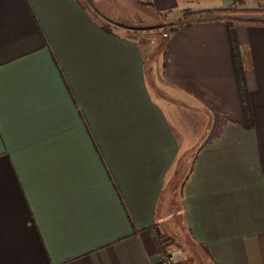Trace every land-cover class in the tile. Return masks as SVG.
<instances>
[{"label": "crops", "instance_id": "1", "mask_svg": "<svg viewBox=\"0 0 264 264\" xmlns=\"http://www.w3.org/2000/svg\"><path fill=\"white\" fill-rule=\"evenodd\" d=\"M126 1L0 0V264H264V0Z\"/></svg>", "mask_w": 264, "mask_h": 264}, {"label": "trees", "instance_id": "2", "mask_svg": "<svg viewBox=\"0 0 264 264\" xmlns=\"http://www.w3.org/2000/svg\"><path fill=\"white\" fill-rule=\"evenodd\" d=\"M204 16V18L211 21H221L225 20L228 21L229 24H264V18H260L259 16H264V9H259V10H254V9H221V10H208V12H195L191 13L190 11L185 12L183 14V20H196L199 19L200 17ZM247 16H252L247 19L244 17ZM236 37H234L233 33L229 34V40H230V47H231V58L236 76V81L238 83V88H240V95H241V100L243 101V107L244 110H247L248 104H247V98L246 94L244 91V79H243V68H242V63H241V58H240V53H239V48L236 42ZM247 113V112H246ZM156 244H157V250L158 253L160 254L161 258L163 260L167 259L169 257V247L173 244V241L169 237H164L161 235H156Z\"/></svg>", "mask_w": 264, "mask_h": 264}, {"label": "rangeland", "instance_id": "3", "mask_svg": "<svg viewBox=\"0 0 264 264\" xmlns=\"http://www.w3.org/2000/svg\"><path fill=\"white\" fill-rule=\"evenodd\" d=\"M98 1L100 3L105 2V0L103 2L102 0H98ZM110 7L111 9L114 10V12L117 13L116 19H118L122 23H125L127 26L129 27L133 26L134 28H140V29H143L145 27H150V29H146L145 32H141V30H139L138 35L142 40H144L145 38L146 39L149 38L151 41L152 39L155 41V39H158L160 37L163 38V34L165 33L169 34V32L173 28L172 26H170L169 28L159 29V26L163 24L161 18L159 17L156 18L152 14L149 15L146 12L143 13L140 10L134 9L132 6L128 4L126 0H112ZM247 17H252V16H247ZM262 17L264 18V16H259V19ZM175 18H177V15H172L171 20L172 19L174 20ZM173 25H179V24L174 23ZM188 168H189V159L185 163H183L182 166L179 167L177 178L181 179L183 173L187 172ZM178 182L179 181L176 180V182L174 183L177 184ZM171 186L173 190L174 189L176 190V186L174 184L173 185L171 184Z\"/></svg>", "mask_w": 264, "mask_h": 264}, {"label": "built area", "instance_id": "4", "mask_svg": "<svg viewBox=\"0 0 264 264\" xmlns=\"http://www.w3.org/2000/svg\"><path fill=\"white\" fill-rule=\"evenodd\" d=\"M163 264H173V263H172L171 259L168 257L167 259H165L163 261Z\"/></svg>", "mask_w": 264, "mask_h": 264}]
</instances>
